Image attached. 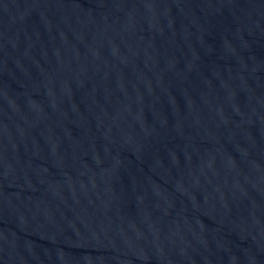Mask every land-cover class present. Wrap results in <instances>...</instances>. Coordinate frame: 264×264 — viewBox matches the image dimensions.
Segmentation results:
<instances>
[{
    "label": "water",
    "instance_id": "95a60500",
    "mask_svg": "<svg viewBox=\"0 0 264 264\" xmlns=\"http://www.w3.org/2000/svg\"><path fill=\"white\" fill-rule=\"evenodd\" d=\"M0 264H264V0H0Z\"/></svg>",
    "mask_w": 264,
    "mask_h": 264
}]
</instances>
